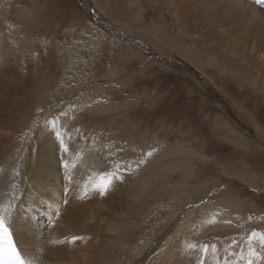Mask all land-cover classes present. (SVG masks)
<instances>
[{"label": "rangeland", "instance_id": "obj_1", "mask_svg": "<svg viewBox=\"0 0 264 264\" xmlns=\"http://www.w3.org/2000/svg\"><path fill=\"white\" fill-rule=\"evenodd\" d=\"M90 2L103 24L88 14L82 0H0V41H10L1 48L23 50L29 80L37 76L39 55L44 62L48 56L53 60L49 66L55 80L39 100L27 95L29 111L22 118L33 117V126L47 117H70L91 138L104 139L111 168L100 175L102 182L112 178L113 193L116 183L120 190L129 177L153 175L147 167L153 168L155 192L147 195L145 211L129 219L134 224L126 233L133 241L123 247L122 264H154L178 224L197 214L202 222L207 212L216 211L231 214L235 231L201 239L218 243L237 236L241 244H231L233 255L226 254L224 264L243 262L249 255L239 237L264 240V183L247 179L245 172H264V87L256 84L259 78L231 71L212 49L216 44L209 35L192 38L186 28L180 33L176 17L181 14L175 9L181 4L175 0ZM205 85L225 99L229 112ZM246 154L256 159L254 168L247 167ZM231 197L241 198L243 207L220 202Z\"/></svg>", "mask_w": 264, "mask_h": 264}, {"label": "bare ground", "instance_id": "obj_2", "mask_svg": "<svg viewBox=\"0 0 264 264\" xmlns=\"http://www.w3.org/2000/svg\"><path fill=\"white\" fill-rule=\"evenodd\" d=\"M175 1L181 4L175 9L181 14L176 17L180 18L177 20L180 33H185L183 29L186 28L192 38L202 39L209 35L213 45L216 44L212 49L231 71L246 79L259 78L256 84L264 87L263 1ZM82 2L87 6L88 14L100 21L90 0ZM133 3L135 0H131ZM3 42L10 45V41L6 38L0 41V210H8L0 211V215L12 224L10 228H14L12 232L32 264H122L123 247L133 241V236L127 235L134 224L132 221V225L128 224L129 219L132 215L137 218L139 209L145 211L147 195L155 192L153 168L147 167L150 168L147 172L153 175L134 176V180L128 176L129 184L120 190L116 183L114 193L111 188L106 193L97 191L96 185L102 183L100 173H108L111 168L105 152V147L110 145L102 138L98 141V135L91 138L70 117H47L30 126L33 117L22 118L29 111L27 100L31 97L39 100V95L43 96V91L55 80L53 68L49 66L53 65V60L48 56V61L44 62L43 56L39 55L41 65H37V76L29 80L28 71L24 72L23 50L22 54L18 50L6 52L1 48ZM20 44L21 47L24 45L17 40V45ZM255 69L258 72L253 74ZM227 198H220V202L233 205L232 209L243 207L241 198ZM65 200L67 203H63ZM57 208L60 209L58 216L54 214ZM216 213L207 212L202 222H198L202 219L198 214L191 215L178 224L174 234L163 242L164 251L152 262L156 264L158 259L159 264H206L205 261L210 263L211 259L212 264H224L225 255L232 254L234 246L231 244L238 237L232 234L218 243L201 239L209 233L231 234L235 231L230 212V215ZM191 221L197 226L191 225ZM239 239L245 243L244 252L249 256L243 262L239 259L237 264H264L262 242L248 235ZM238 243L240 246V241ZM225 264L234 262L231 259Z\"/></svg>", "mask_w": 264, "mask_h": 264}, {"label": "snow or ice", "instance_id": "obj_3", "mask_svg": "<svg viewBox=\"0 0 264 264\" xmlns=\"http://www.w3.org/2000/svg\"><path fill=\"white\" fill-rule=\"evenodd\" d=\"M67 152V148L65 149ZM151 155V153H149ZM71 180L72 178L69 177ZM104 178H102L103 180ZM112 185V178H108L104 180L101 184L96 185V190L101 193H106L108 189ZM87 195V193H85ZM63 203H67V201H63ZM7 208H4L0 211H7ZM60 209H54V214L58 216ZM0 240L3 243H0V260H4L5 264H25V260L21 255L20 250L17 248V245L12 239V233L9 230V227L5 223V219L3 215H0ZM264 243V240L261 241ZM191 247H195V245H191ZM207 249H205L206 251Z\"/></svg>", "mask_w": 264, "mask_h": 264}, {"label": "crops", "instance_id": "obj_4", "mask_svg": "<svg viewBox=\"0 0 264 264\" xmlns=\"http://www.w3.org/2000/svg\"><path fill=\"white\" fill-rule=\"evenodd\" d=\"M225 111H226V109H225ZM246 158H247V161H246L247 167H249V168L253 167L254 168V166L256 165V159H253L250 154H246ZM227 163L230 164V162H228V161H227ZM245 172L248 175L247 179L252 178L253 180H255L257 182L258 185H261L264 183V172H263V170H261L260 172H257V171H251V173H249L248 171H245ZM258 174L262 175L260 180L258 179ZM245 183H248V182H245ZM253 186H256V185H253Z\"/></svg>", "mask_w": 264, "mask_h": 264}, {"label": "water", "instance_id": "obj_5", "mask_svg": "<svg viewBox=\"0 0 264 264\" xmlns=\"http://www.w3.org/2000/svg\"><path fill=\"white\" fill-rule=\"evenodd\" d=\"M84 9H86V7H85ZM87 10H89V9H87ZM100 23H102V21H100ZM102 24H103V23H102ZM217 98H219V97L217 96Z\"/></svg>", "mask_w": 264, "mask_h": 264}, {"label": "flooded vegetation", "instance_id": "obj_6", "mask_svg": "<svg viewBox=\"0 0 264 264\" xmlns=\"http://www.w3.org/2000/svg\"><path fill=\"white\" fill-rule=\"evenodd\" d=\"M244 132L248 133L247 131H244Z\"/></svg>", "mask_w": 264, "mask_h": 264}]
</instances>
